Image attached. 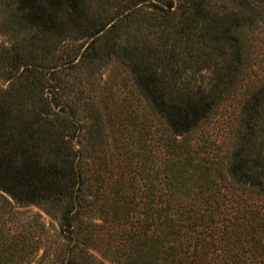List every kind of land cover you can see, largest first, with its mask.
Masks as SVG:
<instances>
[{
  "label": "trees",
  "instance_id": "1",
  "mask_svg": "<svg viewBox=\"0 0 264 264\" xmlns=\"http://www.w3.org/2000/svg\"><path fill=\"white\" fill-rule=\"evenodd\" d=\"M261 63L264 0H0V264H264Z\"/></svg>",
  "mask_w": 264,
  "mask_h": 264
},
{
  "label": "rangeland",
  "instance_id": "2",
  "mask_svg": "<svg viewBox=\"0 0 264 264\" xmlns=\"http://www.w3.org/2000/svg\"><path fill=\"white\" fill-rule=\"evenodd\" d=\"M255 66L257 67L258 70H261V68H264L263 67L264 65L262 63L261 64H257ZM121 70H122V67L120 65L115 64V63L114 64H109L106 67L101 68V75H102L101 82L109 74L112 75L114 73L120 72ZM101 87H102V85H101ZM116 88H118V87H116ZM131 88L128 89V90H132ZM125 90L127 91V89H125ZM125 90L124 89L123 90H120V89L113 90L114 94H112V98H114L115 100L109 101V102H113L112 106L109 103L110 108H112V110H113L112 114H127L128 110L131 109L130 107H134V105H135V110L131 112L132 114H149V115L151 114L149 112V110H148V107L146 105L145 100L137 93H135L134 97L130 98L129 101L132 102L131 105H129V106L128 105L127 106L126 105L125 106L122 105L123 108H122V111H121L120 110V107H121V104H122L121 103V99H122V97H126L127 96V92H128V91L125 92ZM96 103L99 106H101V101L98 100V101H96ZM116 109L120 113H117ZM230 114H231V112H230ZM224 115L225 114H223V116ZM216 116H218V115H216ZM225 116H227V114ZM218 118L219 117H215L212 120H210V122L206 123L203 126V130L201 131V129H200V130L196 131L195 135L198 136V135L204 134L205 136H207L208 139H213L214 137H217L216 134L219 133V129H220V119H218ZM152 119L154 120V118H152ZM108 127H109V124L107 125V128ZM22 210H24L26 212H28V210H32L31 212H41L43 214V217L45 218V220H48V217L36 207H30L29 209H22Z\"/></svg>",
  "mask_w": 264,
  "mask_h": 264
}]
</instances>
